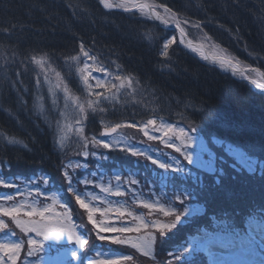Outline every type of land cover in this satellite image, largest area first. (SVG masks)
Listing matches in <instances>:
<instances>
[{
    "label": "trees",
    "instance_id": "obj_1",
    "mask_svg": "<svg viewBox=\"0 0 264 264\" xmlns=\"http://www.w3.org/2000/svg\"><path fill=\"white\" fill-rule=\"evenodd\" d=\"M154 1L165 4L184 19L200 24L203 42L215 44L243 68L255 67L264 73V0ZM173 37L175 40L170 45L169 55H160L163 43ZM81 44L88 52L87 57L81 51ZM33 57L35 60L43 57L50 72L59 74L57 76L63 81V89L66 86L70 96L80 101L88 98L78 74L85 63L103 67L112 75L133 76L134 87L121 88L114 101H103L101 107L105 111H89L84 124L77 125L76 110L71 101L66 105L62 90L49 78L39 75ZM5 64L8 65V71L0 73V76L7 77L9 82L15 81L17 87H10L9 82L0 79V179L15 181L25 192L37 188L43 194L57 193L61 204L71 213L78 236L89 240L83 249L75 242L69 246L56 244L58 249H53L50 245L52 241L43 239V248H39L31 258L51 259L50 253L57 250L56 257L65 252L79 264H88L97 254L101 255L100 258L121 255L135 258L137 254L142 255L131 247L109 245L96 239L92 226L87 222V213L75 204L74 196L67 190L61 175L62 164L79 162L87 165L75 171L67 169L74 176V189L82 196L90 193L112 204L123 205L125 210L140 218L139 221L127 216L121 218L128 225L156 221L145 218L143 215L150 210L138 205L145 200L154 203L151 195L158 197L160 205L168 207L167 197L172 192L187 196L191 193V189L184 185L178 186L175 191H168V188L159 186L153 180L160 171L151 158L162 161L164 165L178 164L179 158L158 154L140 138H137L138 141L129 138L127 144L147 153L151 157L149 159L143 155L133 157L119 150L93 148L91 140L112 141V138L100 135L101 129L109 125L119 122L143 126L148 120L155 121L148 128H185L190 123L195 124L196 128L217 138L219 142L258 149L263 159H253L251 164L255 174L264 180V93L255 92L250 85L229 76L221 68L205 64L177 43L173 31L163 29L147 16L120 11L106 12L98 6V0H0V68ZM93 75L101 77L99 72H93ZM104 78L110 84L120 83L111 76ZM93 91L111 95L115 89L93 88ZM203 105L214 111L213 117L206 119L199 114L197 110ZM77 127H82V134L75 131ZM126 129L120 130L125 132ZM81 135L89 138V149L95 151V155H90L87 160L77 154L83 151ZM9 138L18 141L16 148L5 149V141ZM61 138L63 147L59 148L56 144ZM116 177L135 178L140 184L128 185L127 189L131 187L135 191H129L120 199L105 196L94 186L80 184L82 180L111 184ZM44 178H47V184ZM232 179L226 183L230 195L221 193V198L214 199L209 192L205 194L201 191L205 196V199H198L202 210L197 217L193 215L197 219L193 228L196 225L199 228L189 232L187 227H182L180 230L183 233L179 240L173 231L168 233L163 242L158 240L151 249V255L157 257V262L162 260L163 256L160 255L166 253V244L173 243V249V246H179L180 241L189 242L190 237L200 234L201 230L212 224L213 216L227 225L237 220L236 226L239 229L243 227V218L238 212L243 202H251L250 198H243L250 187L237 177ZM0 190L3 191V188ZM32 194L27 199L34 203ZM21 198L26 200L24 196ZM85 198L91 202L90 196ZM259 198H262L261 194ZM136 199L137 202L133 203L132 200ZM242 199L244 201H240ZM262 202L259 200L254 208L247 204L244 213L258 214L259 220H264ZM95 206L107 205L96 202ZM172 206L181 208L176 202H172ZM158 212L156 209L151 217ZM110 218H113L111 214ZM95 219L100 220L101 217L97 215ZM171 219L161 215L159 221L166 223ZM5 220L12 222L9 218ZM147 233L158 235L155 229L149 228L142 230L139 236L143 237ZM125 235L135 239L138 234ZM11 240L18 241L19 236L15 234ZM112 246L124 248L117 250ZM74 250L78 252H70ZM26 252L27 247L23 245L18 264L26 260ZM31 258H27V262Z\"/></svg>",
    "mask_w": 264,
    "mask_h": 264
},
{
    "label": "snow or ice",
    "instance_id": "obj_2",
    "mask_svg": "<svg viewBox=\"0 0 264 264\" xmlns=\"http://www.w3.org/2000/svg\"><path fill=\"white\" fill-rule=\"evenodd\" d=\"M98 6L110 12L112 10H122L125 13L128 12H141L143 13L145 5H137L135 0H98ZM167 10V8L165 9ZM153 16L156 20L161 21L168 27V19L166 16H162L158 13H153ZM172 18H175V14L171 15ZM184 23V22H183ZM182 22L180 20L175 21V26L180 32L181 44L184 43L183 37L185 36L184 30L181 27ZM200 27L199 25H196ZM207 40L208 38L205 37ZM175 38H170L167 42L163 43V48L160 52L162 56L169 55L170 45L174 43ZM192 52H198L201 46H194L191 41L187 45ZM81 51L87 57L88 52L83 49V44H81ZM35 60V57H33ZM75 60V57H71ZM204 59H208L204 57ZM43 61V57L40 60H35L37 64ZM222 65H230L232 62L228 59H220ZM8 71V65L5 64L3 68H0V73H6ZM93 72H99L101 77L98 78L93 75ZM80 83L83 86V90L87 93V99L82 101L78 100L76 97L68 95V88L65 86V101L66 105L68 101H71L74 106L75 112V122L77 125H83L88 118L89 111L103 112L104 108L101 107L103 101H114L118 93H120L121 88H133L135 78L133 76H121L119 74L112 75L103 67H94L87 63L84 64V67L79 70ZM59 75V74H57ZM115 81H119V84H110L109 80L104 77H109ZM0 79H4L5 82H9L7 77L0 76ZM94 81V84L92 83ZM10 87H17L15 81H10ZM57 88L60 87L59 84L56 85ZM93 88L97 89H106L112 92L111 95H104L101 92H94ZM95 96V99L91 97ZM199 114L204 118H211L214 116V111L210 109L207 105H203L197 110ZM155 121L148 120L147 124L140 126L133 123H115L114 125L107 126L103 135L110 136L112 138L111 142L104 140H91L90 143L93 148L102 147L107 151L119 150L121 152H127L133 157L146 156V158H151L147 153L142 152L139 149L131 148L127 144V138L124 136L114 135L117 133L118 129H134L138 128L140 131L144 132L149 140L155 139L152 135L148 134V125H154ZM77 133L82 134V127H77L75 129ZM174 129L172 126H167L164 131V136H169V133H172ZM197 132L195 124L190 123L188 130L184 127L178 129L177 138L181 139V144L177 145L172 142L171 137L162 141L166 146L171 147L174 152L179 154V157L183 158L187 164H191L192 156L188 151L193 144V133ZM199 137L198 135H196ZM215 138L213 137V140ZM18 141L15 138H9L5 141L4 147L16 148ZM89 138L87 136L81 135V148L83 151L78 152L77 154L82 157L83 160H87L89 156H94L95 151L89 149ZM57 147H63V139L61 138L57 144ZM178 157V158H179ZM180 159V158H179ZM153 164H157L159 167L164 168L166 171L177 172L179 171L178 167H168L164 164H159L157 159H152ZM87 167V165L82 163L75 164H62L61 165V175L63 180L67 184L68 192L74 196L75 204L79 206L80 209L84 210L87 213V222L92 226V230L95 232L96 239L101 242H106L109 245H119L126 246L135 249L137 252L141 253L144 256H149L152 254L151 249L159 240L163 242L169 232L176 228L177 224L183 222L182 218L187 219L189 214V203L191 199L187 195L171 193L167 197L169 201L168 207H164L159 203L153 204L146 201H140L142 206L147 209L156 208L163 213L165 217H171L172 219L169 222L162 223L159 220L152 221L151 223L147 221H140L133 225H128L125 221H122L123 217H132L133 220L139 221V217H136L133 212L125 210L123 205L112 204L110 201L104 199L101 196L92 195L90 193H85L84 196L81 193L77 192L73 187L74 176L67 169L72 168L73 171L76 169H81ZM117 181L116 187L106 186L105 184H97L89 180H82L80 184L83 186H94L105 196L109 197H124L128 194L129 191H133L131 187L125 190L121 187V184L127 185H139L140 181L137 179H127L125 177H116L114 178ZM35 183V181H33ZM44 183L47 184V178H44ZM151 187V185H149ZM0 188L5 189H15L14 192L0 195V217L9 218L22 233L26 236L28 234H34L35 237H40L47 239L49 237H60L61 235H66L68 240L75 242L81 249L85 248L89 244L88 239H81L78 236L75 226L72 222V216L68 208L64 204H60V208L63 209L60 212H53L51 207H45L42 209H37L34 205L23 203H16L18 197L24 196L27 199L28 196L35 192L37 195H44L36 189L31 191H21L18 183L6 182L3 179H0ZM135 195V192H133ZM85 196H90L91 202L85 198ZM227 198V196H226ZM9 202H13L9 204ZM53 202L55 203V198L53 197ZM98 202L106 207H96L95 203ZM172 202H176L182 208H176L172 206ZM110 214L111 217L110 218ZM99 215L100 220L95 219ZM22 217H27V221H22ZM213 230L202 231L196 236L190 237V244L188 247H183L174 253H169L173 260L179 261L180 264H196L195 256L197 254H203L207 258V264H264V239L257 241L255 236L251 231L247 235H242L241 233H234L230 231H220L218 229H226L227 223H220L217 221L216 217L212 218ZM8 228V225L4 220L0 219V231ZM153 228L157 231L158 235H152L150 233L145 234L143 237H140L139 234L142 230H147ZM109 234V235H102ZM136 233L137 238H131L125 234ZM120 234V235H116ZM11 235L15 236V232H11ZM201 236L203 240L201 241ZM27 252H26V264L27 258H31L38 252L41 244L40 239L29 238L27 239ZM23 249V243L20 241L16 242H0V264H17V261L20 257V253ZM101 255L97 254L93 257L88 264H125V262L132 261L134 258L130 255H121L108 257L104 256L100 258ZM244 257H252V259H245ZM259 257V259H256Z\"/></svg>",
    "mask_w": 264,
    "mask_h": 264
},
{
    "label": "rangeland",
    "instance_id": "obj_3",
    "mask_svg": "<svg viewBox=\"0 0 264 264\" xmlns=\"http://www.w3.org/2000/svg\"><path fill=\"white\" fill-rule=\"evenodd\" d=\"M143 1H146L149 5H151L152 8L156 12H158V14H160L162 16H166L169 24H175L176 20H180L182 22L181 27L183 28L186 36L191 40H193L195 38L196 41H198L199 43L201 42V44L204 46L206 51L211 56L231 60L219 49L218 46H216L215 44H211L210 42H203L201 40L200 27H197L196 26L197 24L195 22L188 21V20L184 19L183 17L177 15L176 13L172 12L171 9L166 7L165 4H163V3H159V2L154 1V0H143ZM166 8H167V10H165ZM131 13H133V12H131ZM135 13L140 15V16H143V17L144 16L148 17V14L145 12L141 13V12L137 11ZM172 14H175V18L171 17ZM36 60H40V59H36ZM232 62H234V61H232ZM234 63H236V62H234ZM35 65L37 67L39 75H42L43 77H45V79L49 78L50 80H52L55 83V85L59 84L60 85L59 88L62 90V93H64L63 83H62L63 81L55 73L50 72L48 64H47V62L44 61V59L39 64H37L35 62ZM237 65H239V64H237ZM220 68H222V67H220ZM222 69H223V71H225L224 68H222ZM234 75L237 77H240L242 79L247 78V76L244 77L243 75H236V74H234ZM249 80H250L251 85H253L255 88L264 89V87H263L264 84L261 83L260 81H258L257 79H255L254 77L250 76ZM68 95L69 96L71 95L70 91H68ZM72 97H75V96H72ZM173 129H174V131L172 133H169V136H164L163 133L166 130V127H158V128L149 127L147 129L148 134L155 137V139H151V140H149L147 138V136L145 135V133L140 131L139 129L138 130L126 129L125 132L120 131L119 133L117 132L116 135L124 136L127 138V140L129 138H133L135 140H137V138L138 139L140 138V140L142 142H145L144 144H146L151 150H155L158 154H162V155L168 156V157H172L171 155H174L175 157H179V154L174 152L171 147H168L164 143H162V141H166L171 137L172 142L176 143L177 145L181 144L182 138H179V139L177 138V133H178L179 128H173ZM186 130H188V128ZM193 135H194V137H193L192 147L190 149H188V151L191 153V156H192L191 164H187L185 161H183L182 157H179V158L181 159V161L183 163H185V165H186L185 167L182 166V164L180 163V160H177V161H179L178 164L176 162L165 164L168 167H178L179 171H177V172L166 171L164 168H161L157 164H155V166L159 169L160 172L158 174H156V178H153V180L158 182L160 184L159 186H161V185L165 186L166 188H168V191H171V190L175 191L178 189V186H180V185H184L185 187H187L189 189H192L195 187L197 190H199L200 193L203 192L206 194V192H209L210 195L212 196V198L218 199V198L222 197L221 193L226 194V195L231 194V193H229L230 191L228 190V187H226L227 186L226 183L228 180L232 181L233 177L234 178L237 177L238 179H241L244 182H246V184L248 183L249 187L254 186L255 190L252 187V190H254V193L256 192V189H257L259 191V193L260 192L262 193V197H263L262 199H264V180H263V178L259 177V175L255 174V168H254L253 164H251V161H253V159L255 161L257 160L256 157L258 159L260 157H262V155H259L256 148H254V149L253 148L252 149L246 148L243 150L244 152L243 151L241 152L240 150H238L234 147H231L230 145L224 146V145L220 144L221 142H218L216 140V138L213 140V137L211 135H208V133L203 132V131L199 130L198 128H197V132L193 133ZM196 135H198L199 137H197ZM95 148H99V147H95ZM245 154H249L251 157L250 158L249 157L243 158V156ZM158 163L163 164L162 161H159ZM133 179H135V178H133ZM170 179H173V181L168 182ZM223 184H225V185H223ZM105 185L111 186V187H116L117 181H114V183L105 184ZM121 187H123L125 190H127L128 185L127 184H121ZM14 191H15V189L12 190V189L3 188V191L0 190V195L11 193ZM133 191H135V190H133ZM178 194L185 195L184 193H178ZM250 194H253V192L250 191ZM151 196H153V199H154L153 204H157L158 203V197L156 195L155 196L151 195ZM193 197H194V195H192V198ZM246 197L250 198L251 195L246 194L245 196H243V198H246ZM32 198H34V201H35L34 203L29 201L28 199H26L27 200L26 201V200L22 199L21 197H18L17 201H18V203H23L25 205L32 203V205H34L37 209H42V208L46 207V206L45 207H43V206L48 201L47 197L39 196L34 192L32 194ZM113 198L114 199H120L121 197H113ZM202 198L205 199L204 194L202 195ZM17 201H15V202H17ZM145 201L152 203V201H147V200H145ZM189 201L193 202V200H189ZM189 201H188V203H189L190 210H189L188 218L185 219L187 222L193 220V218H194L193 215H195V217H197V215H200L199 213L201 212V210L199 209L200 207L192 206V202H189ZM132 202L133 203L137 202V199L135 201L132 200ZM11 203H13V202H9V204H11ZM138 205L142 206V204L140 202L138 203ZM47 207H51L53 212H57V209H56L57 206L55 205V203H53ZM181 208H182V206H181ZM61 210H63V209H61ZM148 210H150V212L148 214H144L145 218H149V219H153V220H160L161 215H163L162 212H158L153 217H151L152 214L155 213L156 209L153 208V209H148ZM5 218L6 217H0V219L4 220L5 223L8 225V228L0 231V236H4L2 234L4 231L5 232H8V231L12 232L15 230V231H17L16 235L19 236L18 241L22 242L23 245H26V247H27L26 242H27V239L31 238V233L26 236L18 228H16V226L13 222L10 225L9 221L5 220ZM21 219H22V221L28 220L27 217H22ZM182 219H184V218H182ZM188 224H189V222H188ZM180 229H183L182 226L180 224H177L176 228L172 230L175 234V238L178 240L181 239L182 233H183ZM210 229L213 230V228H211V226H210ZM254 236H255L257 241L264 239V235L263 236H256V234H255ZM48 239L52 241V243L50 245L53 249H58V247H56V244H60V245L64 244V245L69 246L72 243L71 241L68 240L66 235H61L58 238L57 237H49ZM202 240H203V236H201V241ZM5 241H8V239L2 240V242H5ZM178 243H179V246H173V249L171 246L173 243L166 244L164 250H166V249L167 250H166V253L163 252L160 255V257L163 256L162 260L160 262L156 261L157 257L155 258L154 255L153 256L152 255L144 256V255L137 254V255H135V258L132 261L125 262V264H180L179 261L173 260L172 257L169 255V253H174L183 247H188L190 244V241L189 242H181L180 241ZM112 248H116L117 250H120V248H124V247L112 246ZM125 249L127 250L126 247H125ZM70 252H78V251L74 250V251H70ZM56 255L57 254H55L54 257L51 259L50 258L40 259L36 263L27 262V264H79L78 261H75L74 259H70L71 255L68 253L65 255V252H63L61 256H57V257H56ZM244 258L245 259H252V257H244ZM194 259H195L196 264H207V258L203 254H197ZM256 259H259V257H256ZM67 260H69V261H67ZM23 263H26V260L25 261H22V260L19 261V264H23ZM258 264H259V262H258Z\"/></svg>",
    "mask_w": 264,
    "mask_h": 264
},
{
    "label": "bare ground",
    "instance_id": "obj_4",
    "mask_svg": "<svg viewBox=\"0 0 264 264\" xmlns=\"http://www.w3.org/2000/svg\"><path fill=\"white\" fill-rule=\"evenodd\" d=\"M136 4L139 6L140 3L137 2L135 0ZM148 8L145 7L144 11H147ZM189 40V39H187ZM197 55H199L200 57L204 58V57H207L209 59V56H207V52L206 51H203L202 49L199 48V51L198 52H195ZM212 63H216L218 64L219 66L225 68V69H228L229 71H231V73H234V74H238V75H243V76H247V78L249 79L250 76L254 77L255 79H257L258 81H262V77H261V73H258V72H255V71H251V70H245V68H242L241 66L239 67L236 66L237 64L233 63L232 61V64L231 66L230 65H222L220 63V59L219 60H211V58L209 59Z\"/></svg>",
    "mask_w": 264,
    "mask_h": 264
},
{
    "label": "water",
    "instance_id": "obj_5",
    "mask_svg": "<svg viewBox=\"0 0 264 264\" xmlns=\"http://www.w3.org/2000/svg\"><path fill=\"white\" fill-rule=\"evenodd\" d=\"M140 4H144V2H141ZM148 7H149V6H148ZM149 9H150V10H149V16H150V18H151L153 21H155L156 23H158L159 25H161L162 27L174 31V32L176 33V35H177V39H178L179 44H181L180 41H181L182 38H181V36H180V32H179V30L176 28V26H175V25H172V24H168L169 26H168V27H165V25H164L163 23H161V21L156 20V19L154 18L153 13H156V12H154V11L151 9V7H149ZM183 40H184V43L181 44V45H182L184 48H186L188 51H191V49L187 46L189 40H187L186 36L183 37ZM192 44H193L194 46H201L200 49H202L203 51H205L204 48L202 47V45H200V44H198V43H194V42H192ZM207 56H208V54H207ZM210 58H211V57L209 56V59H210ZM209 59H204V60H205L207 63L211 64V65L216 64V63H212ZM211 60H219V59L211 58ZM248 70H249V69H248ZM250 70H253V71H255V72L260 73V71L257 70V69H250ZM227 71H229V70L227 69ZM261 77H262V79L264 80V75H263V74L261 75ZM254 89L256 90V88H254Z\"/></svg>",
    "mask_w": 264,
    "mask_h": 264
}]
</instances>
